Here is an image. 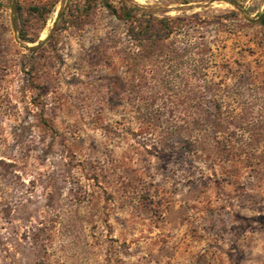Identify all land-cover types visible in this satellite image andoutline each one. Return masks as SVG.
<instances>
[{"label": "rangeland", "instance_id": "obj_1", "mask_svg": "<svg viewBox=\"0 0 264 264\" xmlns=\"http://www.w3.org/2000/svg\"><path fill=\"white\" fill-rule=\"evenodd\" d=\"M238 1L0 0V264H264V0Z\"/></svg>", "mask_w": 264, "mask_h": 264}, {"label": "trees", "instance_id": "obj_2", "mask_svg": "<svg viewBox=\"0 0 264 264\" xmlns=\"http://www.w3.org/2000/svg\"><path fill=\"white\" fill-rule=\"evenodd\" d=\"M192 0H182V2L188 3ZM236 5H239V1L238 0H228ZM111 12H113L114 14H116L117 16H119L122 19H126V20H132L134 21V18L137 17V15L139 14L138 12L140 11V8L138 6H127L124 5L120 8V10L113 8L111 6V4H108ZM19 8V6H18ZM31 10L41 16H45V14L49 11V9L46 6H41V5H33L31 6ZM151 17V16H150ZM151 19L147 17V24L144 25V27L146 28V34L148 35V37L152 36L150 34V32L148 31V28L150 27L151 23ZM181 19V17L176 16V17H172V16H166L164 18L160 19V22H162V28L166 29L168 33H171L174 29V24L172 23L173 20H179ZM258 23L264 27V10L258 14ZM154 34V33H152ZM154 38V36H152Z\"/></svg>", "mask_w": 264, "mask_h": 264}]
</instances>
